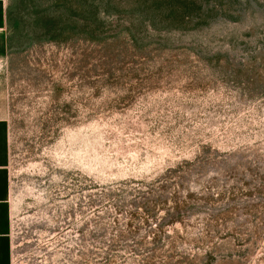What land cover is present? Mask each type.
Segmentation results:
<instances>
[{
  "label": "rangeland",
  "instance_id": "rangeland-1",
  "mask_svg": "<svg viewBox=\"0 0 264 264\" xmlns=\"http://www.w3.org/2000/svg\"><path fill=\"white\" fill-rule=\"evenodd\" d=\"M0 264H264V0H8Z\"/></svg>",
  "mask_w": 264,
  "mask_h": 264
},
{
  "label": "crops",
  "instance_id": "crops-1",
  "mask_svg": "<svg viewBox=\"0 0 264 264\" xmlns=\"http://www.w3.org/2000/svg\"><path fill=\"white\" fill-rule=\"evenodd\" d=\"M8 0H0V29L7 25ZM8 130L5 122L0 120V244L1 237L7 232L8 214L10 212V180L7 170L9 144Z\"/></svg>",
  "mask_w": 264,
  "mask_h": 264
}]
</instances>
